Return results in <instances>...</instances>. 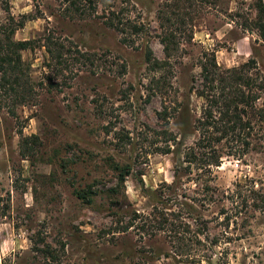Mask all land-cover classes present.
Masks as SVG:
<instances>
[{
	"label": "rangeland",
	"instance_id": "obj_1",
	"mask_svg": "<svg viewBox=\"0 0 264 264\" xmlns=\"http://www.w3.org/2000/svg\"><path fill=\"white\" fill-rule=\"evenodd\" d=\"M258 2L0 0V33L24 22L12 38L31 43L21 57L35 88L24 106L0 91V264H264V123L246 132L247 151L231 136L197 146L212 54L222 70L254 60L249 74L264 77ZM116 165L131 167L123 185ZM175 165L197 223L184 213L179 235L119 229L150 215Z\"/></svg>",
	"mask_w": 264,
	"mask_h": 264
},
{
	"label": "trees",
	"instance_id": "obj_2",
	"mask_svg": "<svg viewBox=\"0 0 264 264\" xmlns=\"http://www.w3.org/2000/svg\"><path fill=\"white\" fill-rule=\"evenodd\" d=\"M66 1L71 2L70 4L72 5H76L80 0ZM177 2L180 3L182 0H177ZM255 8L258 13L256 28L261 32L260 36L264 40V17H262V15L264 16V4L258 2ZM183 9L177 6V12L172 13V16H175L180 21V27L184 26L180 18V11H183ZM9 21L13 22V18H9ZM107 25L109 28L114 29L112 21H109ZM172 25L174 26V23ZM23 26L24 22L21 21L19 25H15L9 31L1 28L2 33H0L3 36V38H0V91L3 95L15 97L17 102L22 106L35 98V88L31 83L30 75L23 69L24 62L21 57L23 52L30 49L31 43L29 41H15L12 38L17 28H22ZM134 29L137 28L134 27ZM44 41V47L49 57L51 59L56 58V54H59L62 45L58 44L56 48L59 51L55 52L56 50L53 49V46L56 44L53 43L52 39L47 36ZM122 42L124 44L128 43L125 39ZM161 43L163 46L165 45L164 51L167 54L173 51V47L177 45L175 37L172 34L163 38ZM58 58H61V56L58 55ZM145 59L147 64L152 67V70L154 66L159 65L158 62L153 60L152 51L149 48L145 51ZM250 69L256 70L254 60H250L236 69L222 70L218 67L214 54H212L210 64L203 66V87L201 92H198V96L205 102L202 121L199 122V131L202 132L200 136L201 140L199 141L201 143L197 146L200 148H207V145H211L213 148V144H220L228 136H231L233 141L242 143V148L245 151L250 148V144L247 142V135L249 134H246V132L251 130L252 123H255L258 127L264 123V77L260 74L256 76L250 75ZM258 103H260L259 107H257ZM166 115L167 109L165 108L160 114L163 122H167L168 118ZM161 136L167 144L174 142L168 129ZM258 140L264 142V135H260ZM166 149L165 154H172V145H166ZM213 153H216V151L213 150ZM190 158L193 160H189L186 163L192 165L194 159L195 162H198L195 157ZM209 160V162H206L207 167L218 166V157L211 156ZM114 172L118 174L120 185H123L125 179L132 173L131 167L124 166L120 168L118 165H116ZM173 174L174 180L170 186L165 188V193L157 191L154 195L151 194L149 196L153 201L150 215L140 216L134 213L129 218V221L124 226L122 224L119 229L128 231L134 228L146 235H154L155 231L179 235L180 233H187L189 231L187 224H184V213L197 223L198 217L191 218L194 216L195 209L189 205L190 202L180 181L182 175L181 167L175 165ZM200 225L198 224V226ZM204 228L206 229V227ZM199 231L201 232L202 230ZM199 243L197 241L195 245Z\"/></svg>",
	"mask_w": 264,
	"mask_h": 264
}]
</instances>
